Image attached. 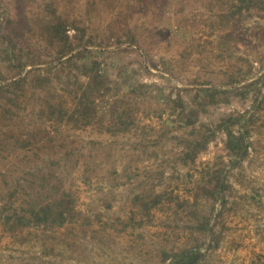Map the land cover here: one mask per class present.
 Segmentation results:
<instances>
[{
    "label": "rangeland",
    "instance_id": "374dc122",
    "mask_svg": "<svg viewBox=\"0 0 264 264\" xmlns=\"http://www.w3.org/2000/svg\"><path fill=\"white\" fill-rule=\"evenodd\" d=\"M0 264H264V0H0Z\"/></svg>",
    "mask_w": 264,
    "mask_h": 264
},
{
    "label": "trees",
    "instance_id": "16d2710c",
    "mask_svg": "<svg viewBox=\"0 0 264 264\" xmlns=\"http://www.w3.org/2000/svg\"><path fill=\"white\" fill-rule=\"evenodd\" d=\"M58 32H61V34L66 37V35L64 34V31L62 29H59ZM47 211H52L50 208H47L46 209ZM63 215V211L62 210H59V213H58V216L61 217Z\"/></svg>",
    "mask_w": 264,
    "mask_h": 264
}]
</instances>
